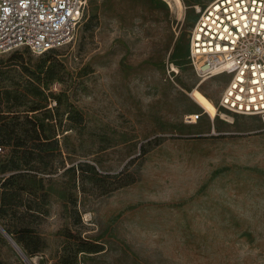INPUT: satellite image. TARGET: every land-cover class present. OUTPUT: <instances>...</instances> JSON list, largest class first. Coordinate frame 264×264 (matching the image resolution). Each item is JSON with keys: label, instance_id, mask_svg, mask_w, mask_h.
Listing matches in <instances>:
<instances>
[{"label": "rangeland", "instance_id": "1", "mask_svg": "<svg viewBox=\"0 0 264 264\" xmlns=\"http://www.w3.org/2000/svg\"><path fill=\"white\" fill-rule=\"evenodd\" d=\"M181 1L86 0L61 49L0 54V228L27 259L0 233V264H264V116L198 87L214 0Z\"/></svg>", "mask_w": 264, "mask_h": 264}, {"label": "built area", "instance_id": "2", "mask_svg": "<svg viewBox=\"0 0 264 264\" xmlns=\"http://www.w3.org/2000/svg\"><path fill=\"white\" fill-rule=\"evenodd\" d=\"M85 9L86 0H0V54L61 49ZM189 60L199 81L228 77L218 108L264 116V0L210 2L190 33ZM198 118L185 117V123Z\"/></svg>", "mask_w": 264, "mask_h": 264}, {"label": "bare ground", "instance_id": "3", "mask_svg": "<svg viewBox=\"0 0 264 264\" xmlns=\"http://www.w3.org/2000/svg\"><path fill=\"white\" fill-rule=\"evenodd\" d=\"M162 1H164V2H166L169 6H170V8L171 9H175V10H177L179 13H181L182 12V10H183V3H182V1L181 0H162ZM196 9H197V12H199L200 11V8L199 7H196ZM174 70V69H173ZM175 71V70H174ZM206 80H202V82L198 85V87L200 86V85H202L204 82H205ZM199 106V108L201 109V111L203 112V114L204 115H206L208 118H210L211 117V114H210V111H209V109H207L205 106H202V105H198ZM214 115H216V116H221V117H224V116H222L221 114H218L217 112H214ZM195 118V116H193V119ZM228 122H230V121H228ZM12 245H13V240L11 239V241H9ZM15 244V243H14ZM14 246V245H13ZM16 249H17V251L20 253V254H22V252H21V250L19 249V247L15 244V246H14Z\"/></svg>", "mask_w": 264, "mask_h": 264}, {"label": "trees", "instance_id": "4", "mask_svg": "<svg viewBox=\"0 0 264 264\" xmlns=\"http://www.w3.org/2000/svg\"><path fill=\"white\" fill-rule=\"evenodd\" d=\"M53 52V51H51ZM51 119V116H45V120H49ZM52 120V119H51ZM7 163V160H1L0 163ZM13 169L15 171H18L19 168L17 166H14ZM20 171V170H19ZM33 172L29 169H24V170H21L19 173H15L13 174L11 177H17V182L18 184H23L24 186H26V182L29 180V177H35L33 174ZM2 185V184H1ZM0 185V186H1ZM14 242V241H13ZM15 243V242H14Z\"/></svg>", "mask_w": 264, "mask_h": 264}, {"label": "water", "instance_id": "5", "mask_svg": "<svg viewBox=\"0 0 264 264\" xmlns=\"http://www.w3.org/2000/svg\"><path fill=\"white\" fill-rule=\"evenodd\" d=\"M0 233L8 240V241H11V239L9 238V236L0 228ZM13 245L15 246V244L13 243ZM17 248V247H16ZM21 257H22V259L25 261V262H27V259H26V257L23 255V254H21L20 255Z\"/></svg>", "mask_w": 264, "mask_h": 264}]
</instances>
